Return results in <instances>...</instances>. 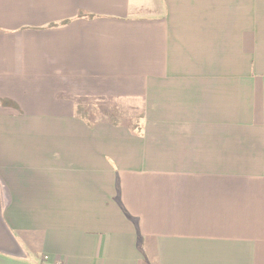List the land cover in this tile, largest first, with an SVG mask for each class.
<instances>
[{"label": "crops", "instance_id": "0c3cea01", "mask_svg": "<svg viewBox=\"0 0 264 264\" xmlns=\"http://www.w3.org/2000/svg\"><path fill=\"white\" fill-rule=\"evenodd\" d=\"M0 99V264H264V0H0Z\"/></svg>", "mask_w": 264, "mask_h": 264}, {"label": "rangeland", "instance_id": "374dc122", "mask_svg": "<svg viewBox=\"0 0 264 264\" xmlns=\"http://www.w3.org/2000/svg\"><path fill=\"white\" fill-rule=\"evenodd\" d=\"M103 110L104 109H102L101 110V114H100V116H101V118H104V116H107V118L108 119H110L111 121H120V122H132V121H134V119H132V120H126L124 117H123V115L121 114V112H119V111H117V110H115V109H113L112 111H105V112H108L107 114H105L104 112H103ZM130 112H128V114L130 113V114H133V113H131V111L132 110H129ZM97 113H99V111H97V112H94L93 114H97ZM136 113V112H135ZM104 115V116H103ZM136 114H134V116H135ZM133 118H138V117H133ZM137 120V119H136ZM136 122H134L133 124H135ZM45 260V259H44Z\"/></svg>", "mask_w": 264, "mask_h": 264}, {"label": "trees", "instance_id": "16d2710c", "mask_svg": "<svg viewBox=\"0 0 264 264\" xmlns=\"http://www.w3.org/2000/svg\"><path fill=\"white\" fill-rule=\"evenodd\" d=\"M0 105L5 106V107H12L13 106V104L10 101H6V100H2V99H0ZM79 110H80V112L82 114H88L87 111L83 110L82 108H80ZM112 123H114V124H124L123 122H120V121H118V122L117 121H115V122L112 121ZM125 123L133 124L134 122L132 121V122H125ZM139 126H140V124H139Z\"/></svg>", "mask_w": 264, "mask_h": 264}, {"label": "built area", "instance_id": "2783aa9c", "mask_svg": "<svg viewBox=\"0 0 264 264\" xmlns=\"http://www.w3.org/2000/svg\"><path fill=\"white\" fill-rule=\"evenodd\" d=\"M44 259H45V260H48V258H47V257H45Z\"/></svg>", "mask_w": 264, "mask_h": 264}]
</instances>
